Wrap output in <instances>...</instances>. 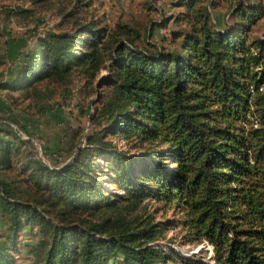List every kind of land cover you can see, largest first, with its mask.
<instances>
[{
  "label": "trees",
  "instance_id": "trees-1",
  "mask_svg": "<svg viewBox=\"0 0 264 264\" xmlns=\"http://www.w3.org/2000/svg\"><path fill=\"white\" fill-rule=\"evenodd\" d=\"M219 1L171 0L178 10L157 25L181 28L166 44L148 41L153 26L144 45L119 23L52 32L0 82L27 91L73 70L90 83L105 69L97 84L108 88L90 100L84 146L61 165L33 158L25 177L9 178L12 148L0 140V264H15L29 224L41 264H264V38L251 37L264 0H236L222 25ZM150 200L180 217L156 221ZM171 225L181 245L207 242L212 263L157 245Z\"/></svg>",
  "mask_w": 264,
  "mask_h": 264
},
{
  "label": "rangeland",
  "instance_id": "rangeland-1",
  "mask_svg": "<svg viewBox=\"0 0 264 264\" xmlns=\"http://www.w3.org/2000/svg\"><path fill=\"white\" fill-rule=\"evenodd\" d=\"M235 1H219L213 10L218 24H224ZM177 10L171 0H0V82L14 76L23 55L40 39H49L52 32L73 31L89 21L99 22L108 29L118 23L133 26L140 33L139 45H144L147 30L153 26L148 41L160 44L164 37L166 44L170 30L181 27L172 22L164 26L157 24ZM251 37L264 38V17L252 28ZM106 74L103 69L88 83L79 71L73 70L63 80L38 82L27 91L0 90V140L9 141L12 148L7 177H25L22 168L33 158L49 166L61 165L73 157L76 146H84V135L96 126L89 117L93 110L87 108L90 100L108 91L105 85L97 84L99 77ZM118 146L127 148L125 142ZM148 202V211L156 221L180 217L163 203ZM183 234L180 227L171 225L165 231V238L156 244L165 251L173 249L189 254L198 250L195 254L198 258L212 263V247L207 242L181 245ZM7 235V222L0 214V240H5ZM41 238L37 225L24 226L12 251L15 264H41L42 251L38 250Z\"/></svg>",
  "mask_w": 264,
  "mask_h": 264
},
{
  "label": "water",
  "instance_id": "water-1",
  "mask_svg": "<svg viewBox=\"0 0 264 264\" xmlns=\"http://www.w3.org/2000/svg\"><path fill=\"white\" fill-rule=\"evenodd\" d=\"M197 252H198V250H194V251L190 252L189 254H184V255L196 254Z\"/></svg>",
  "mask_w": 264,
  "mask_h": 264
}]
</instances>
